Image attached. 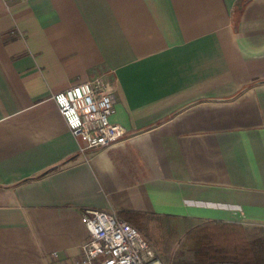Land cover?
I'll use <instances>...</instances> for the list:
<instances>
[{
    "label": "crops",
    "instance_id": "1",
    "mask_svg": "<svg viewBox=\"0 0 264 264\" xmlns=\"http://www.w3.org/2000/svg\"><path fill=\"white\" fill-rule=\"evenodd\" d=\"M99 77L82 154L53 95ZM87 209L264 228V0H0V264H84Z\"/></svg>",
    "mask_w": 264,
    "mask_h": 264
},
{
    "label": "built area",
    "instance_id": "2",
    "mask_svg": "<svg viewBox=\"0 0 264 264\" xmlns=\"http://www.w3.org/2000/svg\"><path fill=\"white\" fill-rule=\"evenodd\" d=\"M53 100L73 137L83 143L82 154L114 146L128 134L125 127L111 121L114 100L104 78L55 93ZM84 222L89 233L82 246L84 264H163L140 232L116 213L87 209Z\"/></svg>",
    "mask_w": 264,
    "mask_h": 264
},
{
    "label": "trees",
    "instance_id": "3",
    "mask_svg": "<svg viewBox=\"0 0 264 264\" xmlns=\"http://www.w3.org/2000/svg\"><path fill=\"white\" fill-rule=\"evenodd\" d=\"M120 217L146 237H150L148 225L152 220L163 223L173 219L170 216L136 212H126ZM193 251V261L184 264H264V228L257 227L254 233L246 234L239 224L216 223L214 228L205 227L200 230Z\"/></svg>",
    "mask_w": 264,
    "mask_h": 264
},
{
    "label": "rangeland",
    "instance_id": "4",
    "mask_svg": "<svg viewBox=\"0 0 264 264\" xmlns=\"http://www.w3.org/2000/svg\"><path fill=\"white\" fill-rule=\"evenodd\" d=\"M215 224L216 222L187 223L173 219L162 223L152 220L148 225L150 237L143 233L141 235L147 239L163 264H184L194 259L193 248L200 230L205 227L214 228ZM239 225L246 234H252L257 229V226Z\"/></svg>",
    "mask_w": 264,
    "mask_h": 264
}]
</instances>
